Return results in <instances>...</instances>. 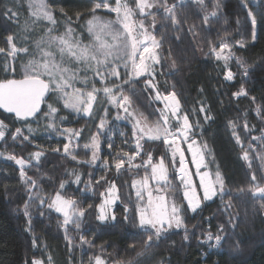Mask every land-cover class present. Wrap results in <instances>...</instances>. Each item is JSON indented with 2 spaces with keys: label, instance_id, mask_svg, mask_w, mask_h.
I'll list each match as a JSON object with an SVG mask.
<instances>
[{
  "label": "trees",
  "instance_id": "16d2710c",
  "mask_svg": "<svg viewBox=\"0 0 264 264\" xmlns=\"http://www.w3.org/2000/svg\"><path fill=\"white\" fill-rule=\"evenodd\" d=\"M243 2L246 7L241 6V0H203V4L195 0H184L183 4L179 0H160L159 8L150 15L156 24L152 35L160 42L158 90L167 95L176 94L181 113L188 116L193 126L191 137L201 147L208 168L219 171L224 178L227 194L203 202L190 214L183 202L177 164L169 145L163 138L145 139L140 156L151 155V162L156 163L163 160L168 170V193L182 209L183 227L172 230L158 246L146 248L148 237L138 228L132 179L121 173L115 184L119 202L128 209L125 213L128 227L120 222L94 221L80 224L79 229L71 225L65 232L62 219L48 205L71 166L82 167V182L86 183L91 167L88 153L83 149L65 153L56 141L48 138L25 140L23 126L32 120H16L0 111V121L9 128L0 142V264H32L38 259L45 264L49 257L52 264H74L86 245L95 250L93 241L98 238L105 244L108 264H264V196L252 194L255 188L264 187V139H261L264 136V0ZM19 4L15 0H0V48L5 49L0 53V80L23 78L21 67L37 56L34 50L41 35L29 36L25 27L33 19L26 6ZM47 5L53 20L61 25L52 31L57 34L66 23L76 32L91 15L96 0H47ZM165 5L175 6L172 13L175 24L172 16L165 14ZM249 11L260 22L255 42ZM212 12L216 16H209L205 23L204 16ZM43 25L48 24L43 22ZM9 36L17 49L26 48L28 54L21 52L15 59L8 57ZM222 42L230 46L224 51L232 54L227 71L212 52L213 47L220 49ZM168 64L173 66L172 70ZM228 71L234 74L232 80L226 79ZM145 85L146 78H139L123 89V94L130 97L136 113L157 122L161 105L151 99L152 90ZM241 89L246 94L234 95ZM48 100L47 96L41 113L34 119L40 118ZM200 103L206 111H200ZM57 110L72 122L69 114L59 107ZM230 121L236 125L235 129ZM70 126L81 133L75 137L78 144H86L95 131L84 116ZM17 128L22 134L13 139ZM121 130L123 139L128 141L131 127L126 123ZM34 152L41 156L37 163L25 166L29 178L25 182L21 178V166L9 157L24 159ZM32 181L36 187H32ZM26 204L28 215H25ZM209 233L213 237L223 235L219 247L210 248L206 239Z\"/></svg>",
  "mask_w": 264,
  "mask_h": 264
},
{
  "label": "snow or ice",
  "instance_id": "6c2138e0",
  "mask_svg": "<svg viewBox=\"0 0 264 264\" xmlns=\"http://www.w3.org/2000/svg\"><path fill=\"white\" fill-rule=\"evenodd\" d=\"M198 3L203 4V0H197ZM179 3L183 4L184 0H179ZM34 8L35 11L32 12V16L35 17L33 24L38 23L41 19H45L54 23L52 14L47 10V6L44 0H31L29 5ZM103 6L111 12L116 13L118 21L122 26V30L113 31L112 22H101L100 17L93 16L91 20L88 21V31L93 35L94 41L88 45H82L79 41H74L68 33L72 30L69 29L68 33L64 35H52L53 29H49L46 36L47 39H41L35 45L38 53V59H31L24 66L25 74L22 79H7L0 80V108L5 109L9 113H15L16 117L22 120H26L29 117H34L41 110L40 106L42 101L45 100L46 94L50 91L53 93H58L60 99L64 100V107L75 111L77 114L83 113L86 117H91L95 103L98 102L99 94L103 93L104 97L108 99V102L117 107V110H123L124 116H117V119H130L134 120L133 124V136L137 137L136 149L137 151L128 156V164L131 165L132 160L135 159L137 155L140 154L142 148L141 140L147 138L148 140H160L164 138V143L168 144L169 147L175 145L177 138L183 136L185 141L191 139V135L194 134L192 129L193 126L189 123L188 116L183 117L182 123L179 116L180 106L179 101L176 98V94L169 93L161 97L157 85L153 82L155 75V66L161 63L159 56L160 42H158L154 36L148 33L145 28L144 23L141 21L139 26L135 22L129 23L131 16L133 15V9L129 8L126 3H122V0H116V7L112 8L108 3V0H101L98 3L93 12L100 9ZM241 6L246 7L243 0H241ZM136 7L139 9L141 14H145L146 9L153 7L148 0H136ZM174 7L164 6V12L168 16H172L174 12ZM9 13L11 10L9 9ZM12 17H15V13H11ZM209 16L215 17L216 12L206 14L204 16L205 23L208 22ZM248 17L250 18L252 25V40L255 42L257 39V27L260 23L256 15L249 11ZM173 23H176L175 17L172 16ZM139 33V34H138ZM143 37L142 39L140 37ZM110 37L111 42L108 38ZM8 43L10 45V50L7 52V56L15 59V57L23 52L25 55L28 54V49H17L13 43V37L9 36ZM244 45L241 44V47ZM57 48L60 56V60L56 59L55 53L46 50L51 48ZM230 46L227 43L220 44V50L217 51L215 47L212 48V52L215 53L217 60L223 59L225 62L232 59V54L229 52L227 56L223 55L225 49ZM5 49L0 48V53H4ZM65 56L68 57L69 61H75L77 64L83 65L82 68H78L76 71H72L68 67H64ZM118 61L124 62V67L128 68L131 66V74L127 80L122 83L113 84L111 87H103L99 89L95 86L93 82L96 77L99 78L100 83L104 84L108 82L111 78L116 80L120 79V73L117 70ZM110 69V70H109ZM13 71H15L13 69ZM83 71L85 73L81 83L83 88L74 87V82L78 80L79 73ZM247 71V69H245ZM88 72L94 73L93 81H90L87 76ZM149 75L150 79L146 81L145 87H151L156 91V99H163L165 107L160 110L161 119L154 125H149L147 120L143 115H137L135 111H130L131 100L130 97L123 94V89L132 84L135 80L141 78L144 75ZM233 73L228 71L226 73V79L232 80ZM89 83L92 84L90 90H85L88 88ZM71 89V91H68ZM134 92L135 89H129ZM244 93V89L240 92L234 93V95L239 96ZM122 97V99H121ZM49 111L45 114V118H51L52 122L46 125L47 128L56 130L54 118L58 115L57 108L53 107L51 104L48 105ZM200 111H206L203 107ZM259 113V109H258ZM170 117H175L176 122L181 124L180 128L176 131L171 130ZM208 119V117H205ZM233 129L236 125L231 121L229 122ZM105 121L102 120L98 131L103 130ZM247 128V124H245ZM32 129L29 128L31 133ZM64 133L69 134V143L64 145V152L68 153L70 150V143L72 137H79L81 133L72 129L63 130ZM21 129L17 128L16 132L13 134V139H16L21 135ZM235 135V131H234ZM5 136L4 125L0 122V138ZM172 139L169 140L168 138ZM237 141L239 142V137L237 136ZM25 140L28 139L27 136L24 137ZM255 139V138H254ZM264 139V136L261 137ZM195 144V141H192ZM192 144H189V150L192 152V163L195 164L197 168V174L200 176V187L203 189V200L210 201L217 195L223 197L226 193L224 188V178L219 171L215 174V179H210L208 172H200L201 165L204 164V155L201 149H193ZM111 146V145H110ZM86 150L92 151L91 162L95 163L98 159V152L100 150V142L97 136H93L90 144H86ZM206 147V146H205ZM179 153L180 155V178L183 182L185 191L184 199L188 202V208L192 212H196L201 206V200L197 197L192 181L185 167V160L183 152L179 147H176L173 151V157ZM41 153L37 152L34 154V158L39 161ZM76 159L75 156L72 157ZM245 159L248 158L247 153L244 156ZM9 159H14L16 164L21 166V178L28 181V177L24 172L25 166H31L23 159H17L14 156L9 157ZM151 155H149L148 161L145 164L151 162ZM125 164L123 157L118 159L115 163V167L119 172L122 166ZM206 166V165H205ZM152 175L151 178L157 181H164L167 183V169L164 166L163 160L160 161L158 165H151ZM81 177L76 175L75 180L77 183L80 182ZM253 181L256 180L255 175L252 177ZM136 181H133V186L135 187ZM148 179L146 178L142 182V186L147 188ZM219 186V191L216 186ZM63 183L61 187L63 188ZM32 187H36V182L32 181ZM115 185L109 189V199L105 200L104 204L100 207V214L97 217L99 221L103 223L108 222L107 211L113 203L112 190ZM157 191H160L157 189ZM252 194L264 196V187H257L254 189ZM103 195V194H102ZM137 197L143 204V195L140 190H137ZM32 197L30 196V200ZM43 203V200H42ZM76 201L72 199H65L61 196L59 192L56 193L55 198L52 203L49 204V208H55V211L62 213L63 215V227L65 232L68 231V227L75 225L77 229L80 228V222L85 212L84 209H77ZM227 208L228 206L225 205ZM28 205H25V215H28ZM125 212L128 209L125 208ZM137 212L139 215L138 228L141 231L150 233L148 240L146 242V248H150L153 244L157 245L163 239H166L168 234L173 229H180L183 227V217L181 216L182 209L178 207L175 203L168 206L165 196H152V193L148 194V202L143 207H137ZM115 221V216L111 217ZM127 219V216H126ZM185 231H187L185 229ZM221 232L224 231L223 227L220 229ZM83 240L84 238L81 237ZM185 239H188L187 235ZM224 237L221 235L215 236V245L212 244V234H208L207 242L210 246H219ZM140 255V254H138ZM32 264H42L41 261L33 260ZM49 264H51V257H49ZM95 264H105L104 260L100 256L95 257Z\"/></svg>",
  "mask_w": 264,
  "mask_h": 264
},
{
  "label": "rangeland",
  "instance_id": "374dc122",
  "mask_svg": "<svg viewBox=\"0 0 264 264\" xmlns=\"http://www.w3.org/2000/svg\"><path fill=\"white\" fill-rule=\"evenodd\" d=\"M197 1V0H195ZM251 1H256V0H251ZM22 3L23 5L26 6L27 10L29 11L28 14L30 17L35 19V17L32 16V12L35 11L34 8H31L29 5L31 3V0H15V4L19 6V3ZM45 5L47 6V10L51 12L47 5V0H44ZM98 3H101V0H96V5ZM108 3L112 8L116 7V0H108ZM122 3H126L129 8L133 9V15L131 16L129 23L135 22L137 24V27L139 26V23L142 21L145 25V28L148 30V33L152 35L153 29L155 28V22L151 19L150 15L155 12L160 5V0H148V3H151L153 5L152 8L146 9L145 14H141L139 12V9L136 7V0H122ZM95 5V6H96ZM94 6V8H95ZM93 16H98L101 19V22H112V29L113 31L116 30H122V26L120 22L118 21L117 15L114 12H111L107 9H104L103 6H101L100 9H97L95 12L92 11L91 15L82 23V25L78 28H76V32L74 31L72 25H69L68 23L64 24L63 31L57 32V34L52 33V35H64L65 33H68V30L71 29L72 31L68 33V35L74 40V41H79L81 42L82 45H88L93 43L94 37L92 34L89 33L88 31V21L93 18ZM43 20V21H41ZM38 23L33 24V21H30L26 24V29L27 32H29V36H37L39 33L41 35V39H47V32L49 29H55L58 30V28L61 26L58 24L57 21L54 20V23L45 19H41ZM44 23H47L48 25L45 26L43 25ZM139 34V33H138ZM153 36V35H152ZM141 39L143 38L142 36L140 37ZM24 40V39H23ZM109 42H111L110 37L108 38ZM14 42V41H13ZM16 46V45H15ZM10 49V48H9ZM49 51H52L56 55V59L59 61L60 56L58 49L53 47L51 49H47ZM218 49L217 51H219ZM36 55L35 58H39V53L37 50H34ZM226 51V49H225ZM223 52L224 56H227V52ZM199 52V51H198ZM216 56V55H215ZM217 60V58H216ZM219 65H223L224 70L227 71L228 68V61L225 62V60L220 59L217 60ZM118 68L117 70L120 73V79L116 80L115 78H111L108 82L102 84L100 83V80L98 77H96L93 81V76L94 73L88 72L87 76L89 77L90 81H93L95 83V86L99 89H102L103 87H111L113 84H118L122 83L124 80H127L129 78V75L131 74V66L129 65L128 68L124 67V62L123 61H118ZM26 65V64H25ZM21 67L22 71V77L25 74L24 71V66ZM64 67L70 68L72 71H76L78 68H82L83 65L77 64L75 61H69L68 57L65 56V63L63 64ZM158 65L155 66V75H154V83L157 85V76H158ZM170 70L173 69V66L168 64ZM110 70V69H109ZM225 71V72H226ZM85 73L81 71L79 73V79L74 82V87L76 88H83V84L81 83V80L83 79ZM141 78H146V81L150 79L149 75H144ZM92 84L89 83L88 88L85 89L90 90ZM152 90V100L160 103L161 108L158 110L159 116L161 119V113L160 110H163L165 107V101L163 99L157 100L156 99V91L149 87ZM68 91H71V89H68ZM161 94V97L167 95L159 91ZM49 100L47 103H45V110L41 114L40 118L34 119L31 122L25 124L23 128L25 129V136L28 138H48L53 141H56L60 147L61 150L64 152V145L66 143H69V134L64 133L63 130L65 129H72L74 130L73 127L70 126L73 121L79 120L80 117L84 116L83 113L77 114L75 111L71 109H67L64 107V100L60 99L58 93H53L49 92L48 93ZM122 99V97H121ZM51 104L55 108H61L65 113L69 114V119L72 121H67L63 115L58 114L54 120H55V128L56 130L53 131L52 129H49L46 127V125L50 122H52L51 118H45V114L48 113L49 108L48 105ZM200 107L204 108V104L200 103ZM130 111H134L132 107L129 109ZM204 112V111H203ZM138 116L139 114L136 113ZM117 116L123 117L124 112L122 109L119 111L117 110L116 106L111 105L108 102V99L104 97L102 91L98 96V102L95 103L93 112L91 117H86L84 118L88 121L89 126L94 128V133L91 137H89L88 141L86 144H90L92 137L95 135L98 137L99 142H100V150L98 152V159L96 160L95 163L91 162V157H92V151L91 150H86L85 149V143L78 144L75 140V137L71 138V143H70V150L69 152H74L76 149H83L88 153V164L90 163V171L89 174L87 175V181L84 184L82 182V167L79 166H71L67 172L66 178L64 179L63 183V188L59 187L58 192L61 194L62 197L65 199H72L75 200L76 207L77 209H84V216L81 219L80 224H89L91 222H97L101 224H112L115 222H120L122 225L125 226V228L128 227V225L125 223V207L119 202V198L117 195V189H116V182H117V177L121 173H126L127 175L131 176V188L133 192V196L136 200L137 207L138 205L143 207L144 205L147 204L148 202V194L149 192L152 193V196L155 198L156 196H165L168 206L171 207V205L174 203V200L172 199L171 194H169L168 190V185L164 181H157L151 178L152 175V167L151 165H158L159 163L156 162H150L149 164H145V161H148L149 158H142L139 155L135 157V159L132 160L131 165L128 164V156H131L132 153L136 152V142H137V137L133 136V124L135 123L134 120L130 119H117ZM179 116L181 119V123L183 120L184 115L179 111ZM105 121L104 129L98 131V127L101 123V121ZM2 122V121H0ZM4 125V131H5V136L9 130L8 126L2 122ZM126 123L129 124L131 127V135L128 136V141L126 139H123V130H121V127L123 125H126ZM147 123L149 125H154L156 124L155 121L150 122L147 120ZM170 125H171V130L174 132L176 129L180 128L181 124L176 122L175 117H170ZM29 128L32 129L31 133L29 132ZM0 138V142L3 141L5 138ZM147 139V138H145ZM144 139V140H145ZM164 139V138H163ZM169 140L172 138L169 137ZM143 140L140 142L142 143ZM192 141H195L191 137L188 141H185L183 136L177 138V142L175 145H172L170 147V152L173 158V161L176 162L177 164V177L180 179L181 182V187H182V197H183V202L185 205V208L190 214H193L189 208H188V202L187 200L184 199V185L183 182L180 178V155L177 153L175 157H173V151L175 150L176 147H179L180 150L183 152L184 155V160H185V167L187 169V172L190 176V179L192 181V185L195 188L197 197L201 200V204L205 202L203 200V189L200 187V176L197 174V168L195 164L192 163L193 157H192V152L189 150V144H192ZM111 145V146H110ZM193 149H201L199 144L195 141V144H192ZM37 152H34L28 156H26L23 160H25L27 163L33 164L37 163L38 161L34 158V154ZM124 154H128V156H125ZM123 157L125 160V164L122 166L121 170L118 172L115 163L118 162V159ZM4 158H8L7 156H4ZM205 158H204V164L201 165L200 172H208L210 179L214 180L215 179V174L216 170L208 168L206 165ZM27 166V165H26ZM165 166V165H164ZM166 167V166H165ZM167 169V168H166ZM76 175H79L81 177L80 182L77 183L75 180ZM167 176H168V170H167ZM148 179V185L147 188H144L142 186V182L145 179ZM133 181H136L135 187L133 186ZM112 185H115V188L112 190V196L111 198L113 199V203L111 207L107 211V216H108V222L103 223L98 220V216L100 214V207L104 204L105 200L109 199V189L112 187ZM217 190L219 191V186L217 185ZM225 188V185H224ZM159 189L160 191H157ZM137 190H140L143 195V204H141V201L137 197ZM226 191V188H225ZM103 194V195H102ZM56 196V194H55ZM53 197V199L55 198ZM216 197H220L217 195ZM215 198V197H214ZM52 199V201H53ZM50 202V204L52 203ZM177 205V204H176ZM180 207L179 205H177ZM121 209L120 212L117 211V209ZM181 208V207H180ZM51 212H53L55 215L59 216L62 221H63V215L62 213H58L55 211V208H50ZM115 216V221L111 219L112 216ZM182 216V212H181ZM139 218V215H138ZM74 228H76L75 225H72ZM176 230V229H173ZM86 232H83L85 234ZM88 233V232H87ZM86 233V234H87ZM91 234H89L90 236ZM150 233L146 232L144 233V237L147 238L149 237ZM223 237V235L221 234ZM82 240V239H81ZM223 241V240H222ZM94 242V247L95 250L91 248L93 246L86 245L84 249L82 250V254L80 255L78 261L74 264H95V257L100 256L105 264H108L106 261L105 257V244L102 242L101 238H98L93 241ZM220 246V245H219ZM218 246V247H219ZM90 250L87 254V251ZM38 261H41L38 259ZM42 262V261H41ZM42 264H44L42 262ZM49 264V261L47 263ZM52 264V263H51Z\"/></svg>",
  "mask_w": 264,
  "mask_h": 264
},
{
  "label": "water",
  "instance_id": "95a60500",
  "mask_svg": "<svg viewBox=\"0 0 264 264\" xmlns=\"http://www.w3.org/2000/svg\"><path fill=\"white\" fill-rule=\"evenodd\" d=\"M18 79H22V78H18ZM47 96H48V93L46 94V98H47ZM46 98H45V100H46ZM45 100L42 101L41 106H40V109L41 110L38 112V114L35 115L34 117H29L26 120H22V119L17 118L16 115H15V113H9L5 109H3V108H0V111L3 112V113H5V114L11 115L16 120H21V121L33 120L34 118H36L41 113Z\"/></svg>",
  "mask_w": 264,
  "mask_h": 264
},
{
  "label": "built area",
  "instance_id": "2783aa9c",
  "mask_svg": "<svg viewBox=\"0 0 264 264\" xmlns=\"http://www.w3.org/2000/svg\"><path fill=\"white\" fill-rule=\"evenodd\" d=\"M213 237V236H212ZM208 238V234L206 235V239ZM212 244L215 245V237H213V240H212ZM213 247H216V246H210V248H213Z\"/></svg>",
  "mask_w": 264,
  "mask_h": 264
}]
</instances>
